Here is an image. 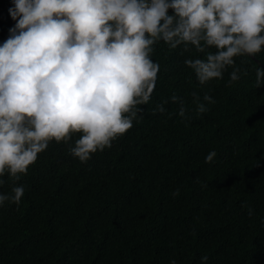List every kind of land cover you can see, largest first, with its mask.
<instances>
[{
    "label": "trees",
    "instance_id": "trees-1",
    "mask_svg": "<svg viewBox=\"0 0 264 264\" xmlns=\"http://www.w3.org/2000/svg\"><path fill=\"white\" fill-rule=\"evenodd\" d=\"M11 7L0 0V45L16 23ZM203 55L161 41L151 56L156 87L131 129L86 162L69 152L80 133L38 154L17 182L20 203L0 206V264H202L205 255L206 264H264V86L255 83L264 46L234 58L248 75L231 86V68L199 84L184 60ZM165 100L166 111L153 114ZM0 179V192H10L13 181Z\"/></svg>",
    "mask_w": 264,
    "mask_h": 264
},
{
    "label": "clouds",
    "instance_id": "clouds-1",
    "mask_svg": "<svg viewBox=\"0 0 264 264\" xmlns=\"http://www.w3.org/2000/svg\"><path fill=\"white\" fill-rule=\"evenodd\" d=\"M9 14L16 23L0 45V177L13 186L0 192V206L20 203L25 186L17 182L50 142L68 144L80 133L69 152L86 162L133 127L156 87L160 65L151 56L161 41L204 54L184 60L200 85L231 68V86L248 75L234 58L264 46V0H13ZM255 83L264 86L257 65ZM192 95L196 111L206 112ZM171 101L186 119L184 100ZM203 101L215 103L208 94Z\"/></svg>",
    "mask_w": 264,
    "mask_h": 264
},
{
    "label": "water",
    "instance_id": "water-1",
    "mask_svg": "<svg viewBox=\"0 0 264 264\" xmlns=\"http://www.w3.org/2000/svg\"><path fill=\"white\" fill-rule=\"evenodd\" d=\"M259 64V63H258ZM260 65V64H259Z\"/></svg>",
    "mask_w": 264,
    "mask_h": 264
}]
</instances>
